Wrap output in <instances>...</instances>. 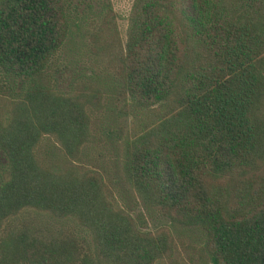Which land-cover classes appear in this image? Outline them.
<instances>
[{
	"label": "trees",
	"instance_id": "obj_1",
	"mask_svg": "<svg viewBox=\"0 0 264 264\" xmlns=\"http://www.w3.org/2000/svg\"><path fill=\"white\" fill-rule=\"evenodd\" d=\"M66 2L0 0V264L170 263L169 228L138 227L101 172L72 161L92 140L97 94L52 83ZM116 74L131 116L123 179L145 206L203 232L196 264H264V0H132ZM49 138L69 159L58 168ZM24 208L84 233L10 229Z\"/></svg>",
	"mask_w": 264,
	"mask_h": 264
},
{
	"label": "rangeland",
	"instance_id": "obj_2",
	"mask_svg": "<svg viewBox=\"0 0 264 264\" xmlns=\"http://www.w3.org/2000/svg\"><path fill=\"white\" fill-rule=\"evenodd\" d=\"M132 0H67V33L56 52L52 83L59 92L82 90L97 94L88 105L92 140L85 142L78 157L81 166L98 169L107 197L114 206L127 209L142 229L167 226L172 236V254L153 264H196L202 250L203 232L194 225L171 222L153 207L145 206L120 172L121 145L131 116L120 106V82L116 74L117 53L123 46L127 15ZM106 3L110 11L106 8ZM108 10V12H107ZM15 88L18 83H13ZM3 84H0L2 88ZM94 92V93H93ZM46 159L60 167L69 159L52 141L43 139ZM6 160L0 151V176H5ZM264 171V162L261 167ZM14 231L31 229L40 234L76 235L84 233L70 217L24 208L12 215L6 225Z\"/></svg>",
	"mask_w": 264,
	"mask_h": 264
}]
</instances>
